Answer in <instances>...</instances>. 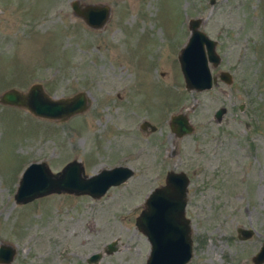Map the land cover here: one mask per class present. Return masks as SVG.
<instances>
[{
	"label": "rangeland",
	"instance_id": "1",
	"mask_svg": "<svg viewBox=\"0 0 264 264\" xmlns=\"http://www.w3.org/2000/svg\"><path fill=\"white\" fill-rule=\"evenodd\" d=\"M70 1L0 0V93L40 82L52 98H89L63 121L0 102V243L15 249L0 264H144L149 244L134 217L167 169L188 177L184 264H253L264 241V0H78L107 5L99 28L73 16ZM192 16L216 38L210 71L228 70L229 85L184 88L176 54ZM177 111L193 125L179 138L168 127ZM143 119L155 130H140ZM72 158L86 174L118 162L133 171L97 198L51 192L14 202L28 162L56 171ZM236 227L253 232L239 239ZM111 240L116 249L104 253ZM93 252L101 255L88 263Z\"/></svg>",
	"mask_w": 264,
	"mask_h": 264
},
{
	"label": "water",
	"instance_id": "2",
	"mask_svg": "<svg viewBox=\"0 0 264 264\" xmlns=\"http://www.w3.org/2000/svg\"><path fill=\"white\" fill-rule=\"evenodd\" d=\"M213 0H209L212 2ZM72 14L79 17L86 25L99 28L108 18V7L100 3H80L71 0ZM200 17L187 20L189 34L185 43L176 54L178 67L186 90H204L220 80L225 85L232 81L228 70L211 73L220 60L215 50V40L198 28ZM0 102L22 106L33 115L63 121L69 116L86 109L89 98L84 91H76L68 96L52 98L42 89L40 83L30 84L24 91L10 87L0 93ZM224 107H218L213 113L219 122ZM142 131L155 130V125L147 120L139 123ZM168 127L176 138L193 131V125L185 112L177 111L168 117ZM132 173L127 166L113 165L104 167L92 174H85L83 165L77 159L65 162L59 170L51 171L43 160L28 162L20 171L13 192L15 203H25L33 198L51 192L87 194L97 198L104 194L111 185L124 181ZM188 177L182 170H168L162 184L149 190L142 207L134 217L135 227L143 233L149 244L144 264H184L191 256V237L189 218L184 215L187 201ZM251 228L236 227L237 237L245 239L252 234ZM116 249V240L106 242L102 251L110 253ZM15 252L9 243H0V263H8ZM100 252H93L86 258L88 263H95ZM253 264L264 260V241L250 256Z\"/></svg>",
	"mask_w": 264,
	"mask_h": 264
},
{
	"label": "flooded vegetation",
	"instance_id": "3",
	"mask_svg": "<svg viewBox=\"0 0 264 264\" xmlns=\"http://www.w3.org/2000/svg\"><path fill=\"white\" fill-rule=\"evenodd\" d=\"M192 17H200L201 18V21H203V18L201 17V16H192ZM188 18H190V17H188ZM188 18H187V20H188ZM187 20H186V23H185V27H186V29L189 31V29H188V24H187ZM210 38H212V37H210ZM214 40H215V46L217 45V40H216V38H213ZM38 83H40V82H38ZM41 84V83H40ZM218 87V86H217ZM89 104V103H88ZM238 107H241V105H238ZM169 117V116H168ZM143 120H146V119H143ZM142 121V120H141ZM140 121V122H141ZM148 121V120H147ZM245 124L247 125V123L245 122ZM138 126H139V124H138ZM140 128V127H139ZM141 130V129H140ZM122 157H124L125 158V156H122ZM135 159L136 157H133V156H131L130 158H129V161L130 160H132V159ZM72 159H76V158H72ZM71 160V159H70ZM81 162V161H80ZM115 165H122V166H127V167H129L130 169H131V171H133V169H132V167L131 166H129L128 164H127V162H124V163H117V164H115ZM111 166H113V165H111ZM110 166V167H111ZM168 170H171V169H167L166 170V172L168 171ZM173 170V169H172ZM175 171H178V170H175ZM165 172V173H166ZM85 173V172H84ZM86 174V173H85ZM165 175V174H164ZM111 186H113V185H111ZM110 187V186H109ZM108 187V188H109ZM107 188V189H108ZM87 195V194H86ZM89 196V195H88Z\"/></svg>",
	"mask_w": 264,
	"mask_h": 264
}]
</instances>
